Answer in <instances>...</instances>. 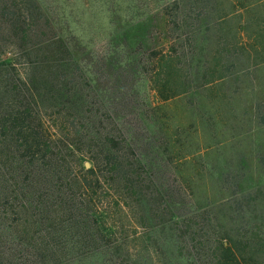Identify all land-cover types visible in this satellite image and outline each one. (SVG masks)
Returning <instances> with one entry per match:
<instances>
[{"label":"trees","instance_id":"obj_1","mask_svg":"<svg viewBox=\"0 0 264 264\" xmlns=\"http://www.w3.org/2000/svg\"><path fill=\"white\" fill-rule=\"evenodd\" d=\"M226 2H172L164 12L173 32L167 49L131 60L98 55V88L104 79L117 93L104 100L83 98L94 79L84 72L69 25L60 28L50 6L0 0V264H71L69 257L87 251L103 257L101 264H130L120 249L125 237L119 241L116 227L106 225L107 210L97 211L103 196L113 197L120 213L136 212L157 264H264V181L243 186L226 165L220 174L223 182L232 179V197L217 207H193L185 198L187 191L194 197L190 186L168 170L167 143L163 149L156 136L143 135L146 106L136 87L138 71L159 103L195 93L202 81L238 78L243 67L257 81L264 18L260 31L249 34L234 32L230 22L264 0H236L248 3L234 12ZM252 112L263 125L264 98ZM81 155L91 167L76 174L73 161ZM257 157L264 164V152ZM113 239L119 252L105 249Z\"/></svg>","mask_w":264,"mask_h":264},{"label":"rangeland","instance_id":"obj_2","mask_svg":"<svg viewBox=\"0 0 264 264\" xmlns=\"http://www.w3.org/2000/svg\"><path fill=\"white\" fill-rule=\"evenodd\" d=\"M37 1L44 7L50 6L52 16L60 24V28L69 25L68 35L73 37V44L87 62L84 72L94 79L91 82L94 86L93 90L87 86L89 89L83 91V98L90 99L89 95L92 94V97L106 100L105 96H115L117 93L112 94V82L107 83L104 79L98 88L99 83L95 80V71L99 70L95 66L97 56L111 57L117 52L115 55L119 59L131 60L141 56L143 52L167 49L173 32L168 31L164 24V12L172 2L179 0ZM241 3L248 2H226L232 12ZM216 12L218 13V6ZM261 17L264 18V2L245 14H235L230 26L237 33L239 29L248 34L258 32V21ZM18 68H21L20 65ZM243 68L238 78L234 76L236 79L233 77L229 81L212 84H204L202 81L197 83L195 93L179 95L159 103L148 79H144L140 72H135L139 98L146 106L141 111L147 134L143 135L146 139L156 136L163 149L167 143L172 158L171 161L167 156L165 158L168 170L178 174L175 173L184 182L185 189L187 184L190 186L194 199L188 191L185 198L193 207H217L232 197V179L223 182L220 174L226 165L237 170L234 181H241L243 186H247L248 181H264V164L257 157L264 152V124H260L252 112L255 100L264 98V64L258 71L257 81L254 82L252 75ZM147 70L145 75L150 78L151 67ZM48 120L51 118L48 117L46 121ZM49 121L47 123L51 127L52 123ZM81 157L80 161H73L76 174L83 172V165L91 167L89 159L82 155ZM147 169L145 164L141 165V170L146 172ZM247 170V175H243L240 180L239 175ZM111 185V192H115L117 184ZM152 191V188L148 190ZM102 200L103 203L96 206L97 211L107 210L106 225L116 227L119 241L125 237L120 246L123 257L128 258L130 264L159 263L158 255L152 253L153 247L147 241L146 230L135 219L136 212L127 207V213H120L111 196H103ZM164 222L166 224L167 220L164 219ZM121 228L122 231H119ZM119 241L113 239L111 244L105 245V249L115 252ZM149 251L152 261L147 258ZM116 252H119L118 249ZM68 259H73L71 264H101L104 260L91 251L81 252Z\"/></svg>","mask_w":264,"mask_h":264},{"label":"water","instance_id":"obj_3","mask_svg":"<svg viewBox=\"0 0 264 264\" xmlns=\"http://www.w3.org/2000/svg\"><path fill=\"white\" fill-rule=\"evenodd\" d=\"M87 165H89V163Z\"/></svg>","mask_w":264,"mask_h":264}]
</instances>
